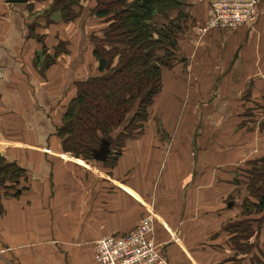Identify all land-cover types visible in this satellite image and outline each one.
I'll use <instances>...</instances> for the list:
<instances>
[{
    "label": "crops",
    "instance_id": "1",
    "mask_svg": "<svg viewBox=\"0 0 264 264\" xmlns=\"http://www.w3.org/2000/svg\"><path fill=\"white\" fill-rule=\"evenodd\" d=\"M216 1L186 0L178 59L151 106L157 117L166 104L169 140L147 129L109 166L63 152L57 134L76 84L91 74V10L54 21L55 0H0V155L29 177L23 195L2 201L0 264H96L94 242L134 230L151 211L169 264L233 258L224 255L231 212L222 202L225 178L245 164L242 153L256 152L255 139L240 143L248 128L238 118L259 112L257 89L264 102V0L252 28L203 33Z\"/></svg>",
    "mask_w": 264,
    "mask_h": 264
},
{
    "label": "trees",
    "instance_id": "2",
    "mask_svg": "<svg viewBox=\"0 0 264 264\" xmlns=\"http://www.w3.org/2000/svg\"><path fill=\"white\" fill-rule=\"evenodd\" d=\"M87 6L89 11L92 9L90 15L104 20L102 30L90 36L91 74L76 84V95L63 114L57 134L62 140L63 152L78 159L110 164L115 163L122 151L115 156L110 150L107 160L100 162L94 159L93 150L103 141H107L110 148L114 139L120 145L124 138L131 137L130 131L142 126L149 117L150 106L163 86V71L178 59V41L187 20V2L55 0L51 13L60 11L67 21H75L83 12L85 14ZM121 145L124 148L125 144ZM244 165L249 168H240L238 172L241 171L240 179L247 193L241 207L244 219L228 221L223 230L228 235V246L261 238L259 246L264 251V156L249 159ZM28 181L24 168L0 155V214L3 199L23 195L28 190ZM251 248L252 245L236 249L232 246L234 256L227 262L231 263L239 253H249ZM261 255H254L253 263L264 264Z\"/></svg>",
    "mask_w": 264,
    "mask_h": 264
},
{
    "label": "built area",
    "instance_id": "3",
    "mask_svg": "<svg viewBox=\"0 0 264 264\" xmlns=\"http://www.w3.org/2000/svg\"><path fill=\"white\" fill-rule=\"evenodd\" d=\"M262 0H217L211 4L209 19L201 32L235 31L252 28L259 18ZM0 60V79L5 78ZM162 245L156 239L155 216L148 212L139 225L122 235H105L93 244L96 264H169Z\"/></svg>",
    "mask_w": 264,
    "mask_h": 264
},
{
    "label": "rangeland",
    "instance_id": "4",
    "mask_svg": "<svg viewBox=\"0 0 264 264\" xmlns=\"http://www.w3.org/2000/svg\"><path fill=\"white\" fill-rule=\"evenodd\" d=\"M86 5L87 4L85 3V6ZM94 17L95 16L91 15V18L94 21H96V24H97L96 28L97 29L93 32L91 31V34L101 31L102 30L101 29L102 28L101 23L104 21V20L96 19ZM52 19L54 21H59V20L65 19V17L63 16V14L60 11H56L52 16ZM90 36L91 35H89V39L91 38ZM92 51H93V47L91 44V52ZM262 94L263 93H260L259 90L257 89L256 110H259V112H257L256 114H253L249 118H244V117L238 118L240 121L239 126L241 127V131L244 128H248L247 130L240 133V143L242 144V146L243 145L248 146L247 143H245V139H248V136L250 137L249 138L250 141H252V139H255L254 141H257L256 143L258 144L257 145L256 143H254V144L250 145L251 147L256 146V152L249 153L248 151H245L244 153H242L244 157H247V158H245L247 160L264 156V102L263 103L259 102V101H261L260 97L262 96ZM157 97L158 96L155 97V100L157 99ZM152 108L153 107L150 106L149 117L146 119V121L144 120L143 125L142 126L138 125V128L135 131H130L129 134L131 137L124 138V142H123L125 144L124 148L126 146V143L130 139L135 140V139L145 135L147 133V129H153V127H156V129L154 130L155 134L161 135V138H164V135H166V139L169 140L168 134H164V133L161 134L162 133V129H161L162 121H161V117H160V114H161L160 111L166 109V104L158 112L157 117H155L151 114V113H153V112H151ZM164 112L166 113L167 111H164ZM163 113H162V115H163ZM191 119H193V118H191ZM202 119H203V121H205V123L207 122L206 121L207 118H202ZM234 119H236V118H234ZM241 119H243V121H242L243 126H241ZM221 120H224L227 123L231 119L230 118H209L208 117V123L210 125H211V123H213V124L220 123ZM208 135H210V134H208ZM213 136L211 138H213ZM211 138H209V139H211ZM111 143H112V146L110 148L111 152L114 153V155L116 154L115 156H118L120 154V152L122 151V149H124V148H121V146H122L121 144H123V143H120V145H119V143L115 139L112 140ZM96 147H98V145ZM99 148H97L96 150H98ZM113 164H114V162L112 161L109 166H113ZM246 167L249 168L248 166L242 164L240 166V168H241L240 170L246 169ZM240 176H241V171H240V173H237V174H234L233 176H229V177L225 178V183L227 184L226 186H227L228 192L225 194V200H224V202H222V205H223L224 209H226L225 211L231 212L230 213L231 215L226 218L227 221H232V220L236 221L237 220V222H238V221L244 219V216L242 215L243 208L241 209V207H243L244 201L247 198L246 197L247 193H246L245 186L242 185L243 179L242 178L240 179ZM228 180H230V181H228ZM233 182L235 184H233ZM229 205H231L232 208H229L228 207ZM147 213L148 212H146V214ZM257 216L261 217V215H257ZM257 216L252 215V217H254V218H256ZM262 242H263V238H262ZM250 245H252V248H251L249 253H247V254L239 253V256L235 257V259L233 261H231V263L227 262L228 259H226V260L224 259L225 262L223 264H255V263H253L254 259L256 258V257H254V255H256V254L261 255V252L263 251V247L259 246V245H261V238L259 240H258V238L257 239L254 238L249 243L245 242V241L244 242H238L237 246L233 243L232 245L227 246V248L225 247L224 255H225V258L231 256L230 250H232V246H233V248L236 249V247H241V246L247 247ZM235 251H237V250H235ZM233 256H234V253H233ZM261 256H263V255H261Z\"/></svg>",
    "mask_w": 264,
    "mask_h": 264
},
{
    "label": "water",
    "instance_id": "5",
    "mask_svg": "<svg viewBox=\"0 0 264 264\" xmlns=\"http://www.w3.org/2000/svg\"><path fill=\"white\" fill-rule=\"evenodd\" d=\"M9 4H27L30 0H5ZM93 157L95 160L105 162L110 153V144L107 141H103L98 150H93Z\"/></svg>",
    "mask_w": 264,
    "mask_h": 264
}]
</instances>
